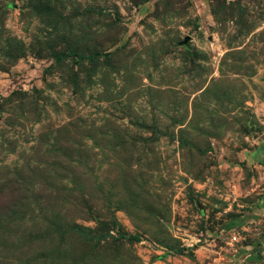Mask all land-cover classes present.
<instances>
[{"label": "rangeland", "instance_id": "374dc122", "mask_svg": "<svg viewBox=\"0 0 264 264\" xmlns=\"http://www.w3.org/2000/svg\"><path fill=\"white\" fill-rule=\"evenodd\" d=\"M241 243L264 264V0H0V264Z\"/></svg>", "mask_w": 264, "mask_h": 264}, {"label": "crops", "instance_id": "0c3cea01", "mask_svg": "<svg viewBox=\"0 0 264 264\" xmlns=\"http://www.w3.org/2000/svg\"><path fill=\"white\" fill-rule=\"evenodd\" d=\"M219 249L226 250V247L222 246ZM219 249H214V253L209 255L210 264H261L254 258L258 251L252 244L241 243L231 253H225L226 251L222 252Z\"/></svg>", "mask_w": 264, "mask_h": 264}, {"label": "built area", "instance_id": "2783aa9c", "mask_svg": "<svg viewBox=\"0 0 264 264\" xmlns=\"http://www.w3.org/2000/svg\"><path fill=\"white\" fill-rule=\"evenodd\" d=\"M236 239H237L236 235H233V236L230 238L229 243L232 244L234 241H236Z\"/></svg>", "mask_w": 264, "mask_h": 264}]
</instances>
